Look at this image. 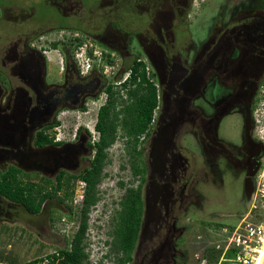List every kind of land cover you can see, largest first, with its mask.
I'll return each instance as SVG.
<instances>
[{"label":"flooded vegetation","instance_id":"obj_1","mask_svg":"<svg viewBox=\"0 0 264 264\" xmlns=\"http://www.w3.org/2000/svg\"><path fill=\"white\" fill-rule=\"evenodd\" d=\"M177 4L175 11L152 12L146 32L115 30L116 49L110 48L121 58L138 56L136 62L144 66L148 85L156 94L151 121L137 139V184L125 188L115 202L107 232L111 242L132 189L136 239L128 264L197 263L204 226V186H223L225 176L230 175L241 178L244 211H251L256 200L255 177L264 149L253 135L252 122L256 95H251L252 71L259 60L249 54L248 46L255 40L252 24L256 16L264 17V0H245L233 6L226 22L225 13L218 12L201 39L190 30L192 1L187 11V2ZM249 10L255 11L247 14ZM133 43L139 54L132 51ZM68 51L61 50L65 66ZM14 52L9 57L20 62L12 71L18 67L22 85L10 86L8 103H0V161L12 160L22 172L21 165L28 164L41 174H49L41 178L51 182V200L58 207L65 206L73 219L74 209L65 202L80 192L78 201L82 204L86 184L74 177L91 166L94 144L90 135L78 128L69 141L36 147L44 151L46 159L42 161L32 159L37 151L22 153L18 146L30 131L37 133L52 124L55 128L63 110L80 109L98 82H91L92 75H78L76 80L82 85L74 86L65 69L64 86L60 92H51L45 81L44 59L33 55L39 53L38 48L26 44V58L24 53L18 58ZM4 93L0 88V98ZM233 116L242 124L238 144L228 134ZM116 140H122L126 147L135 141L122 131ZM66 193L69 200H63ZM99 196L101 199L100 189ZM238 216L245 217L244 213Z\"/></svg>","mask_w":264,"mask_h":264},{"label":"rangeland","instance_id":"obj_2","mask_svg":"<svg viewBox=\"0 0 264 264\" xmlns=\"http://www.w3.org/2000/svg\"><path fill=\"white\" fill-rule=\"evenodd\" d=\"M114 1L116 0H0V88L5 91L0 98V103L5 105L8 103L7 92L10 86L22 85V80L17 73L18 67L14 70L16 72L12 71L14 66L19 65L20 60L14 61V58H10L9 55L12 57L15 50L18 58L21 57L25 45L28 43L38 48L40 37L45 36L55 41L68 40L72 35L69 32L73 31L85 38H95L98 41L97 45L102 49L109 50L110 48L116 49L115 39L118 34L111 27V24L117 22L118 19L122 20V30L128 33L146 32L145 29L148 24L144 26V23L150 20L149 15L146 14L150 7L148 1L142 0L138 3L136 14L139 17L133 19H131L132 16L130 18L123 16V12L116 8ZM191 1L192 6L188 18L190 30L193 36L197 32V36L194 37L201 39L205 36L211 26L212 19L218 12L220 14L221 12L225 13L224 21L226 22L227 15L233 6L245 0ZM139 12L145 13L141 15ZM119 13H121V18ZM195 28L196 30L200 28V31H196ZM46 42L44 48L50 50L45 55L46 57L41 53H34L33 55L36 58L38 55L40 61L44 59L45 81L49 90L60 92L65 80L59 62L63 61L64 72L66 69L61 50H70L68 53L71 55V48L67 43L60 42L62 44L59 45L58 43L57 48L54 49L52 43ZM132 51L134 54H139L136 43H133ZM26 55V53L23 54L25 58ZM122 59L125 64L131 62L130 57L126 55ZM68 63L70 65L73 63L72 58L68 60ZM40 69L43 71L42 66ZM43 73L42 75H44ZM71 80L74 86L81 84L76 79ZM108 80L111 79L108 78ZM99 95L101 96V93ZM102 101L101 99L98 102ZM89 106L90 110L87 114H82L80 109H73L74 111L69 110L60 116L64 125L70 130L68 134H65L66 138H72L79 125L92 127L96 118V111L93 106ZM241 129V119L238 116L230 118L228 134L236 144L240 142ZM48 133H51V130ZM35 135V131L28 132L25 141L18 147L22 153L23 151L28 152V149L37 151V155L33 156L32 159L35 157L42 161L46 159V156L44 151L35 147ZM107 153L110 162L104 169V173L107 175L99 185L101 199L89 215L85 240L88 264H114L112 259L114 256L111 259L106 257L109 252V246L105 242L109 241L107 232L110 217L113 210L116 209L115 202L124 193L125 188L135 186L138 181V178H135L131 173L130 156L122 140H116ZM11 164L18 166L12 160L0 161V171L7 169ZM21 168L23 169V177L21 176V178L25 184L44 185L41 177L42 175L44 177L49 175L41 174L28 164L26 166L21 165ZM119 182H122L125 187H120ZM46 190L52 191V187L46 186ZM79 190L81 188H78ZM203 194L204 226L201 250L198 254L197 263L193 261L191 264H201L202 262L205 264H227L220 262L222 254L217 263L207 261L206 256L210 253L209 250L222 249L223 252L229 228L237 225L243 219L242 217L239 218L238 215L244 213V216L255 223L263 222L264 208L261 207V202L256 199L254 203L256 208H252L251 211H244L241 202V178H234L230 175L225 176L223 186H204ZM75 196L74 200L65 202V204L68 203L76 212L80 207L78 201L80 200V192H77ZM212 212L218 215L211 216L210 213L212 214ZM69 218L67 208L65 206L58 207L54 200L46 201L38 215H30L20 205L12 204L0 198V253L9 255L14 259L18 258L20 262H25V258L28 256L39 255L50 248H54L52 251H56L66 247L77 229L75 217ZM7 245H10L9 248Z\"/></svg>","mask_w":264,"mask_h":264},{"label":"trees","instance_id":"obj_3","mask_svg":"<svg viewBox=\"0 0 264 264\" xmlns=\"http://www.w3.org/2000/svg\"><path fill=\"white\" fill-rule=\"evenodd\" d=\"M142 0H116V8L123 12V16L139 17L136 13L137 5ZM150 4L147 13L149 19L150 14L155 11H175L177 3L187 2L189 8L191 0H146ZM120 6V7H119ZM129 11V12H128ZM255 10H249L247 14L254 13ZM264 11V9H263ZM145 13V12H144ZM139 12V14H144ZM121 13L119 17L121 18ZM246 14V13H245ZM242 14L241 16H243ZM256 23L252 24L256 27L255 40L248 46L249 54L258 59L253 68L254 77L252 80V97L255 95L259 85L264 78V17L256 16ZM150 21V20H149ZM148 22L144 23L146 26ZM122 20L112 23L111 27L122 32ZM147 28V26H146ZM71 31V30H69ZM73 32V31H71ZM62 43H59V45ZM64 45V44H63ZM56 49L58 43L52 44ZM72 55L68 53L66 59V76L67 79H77V72L75 65L68 63ZM135 56L130 63L125 64V69H131V84L135 87L127 92V100L119 98L116 92L113 91L111 85L105 86V80H102L97 74H92L91 81L97 83V88L94 93L86 98L97 96L100 91H105L108 95L106 103L99 109L97 116V123L95 130L99 134L98 141L91 146L94 154L91 166L89 169L80 172L74 177L75 180L85 182L84 198L78 211L73 212V216L77 222V229L74 232L69 244L66 247L57 249V254L48 256L50 263L48 264H88V253L86 252V232L88 228V215L91 209L97 204L100 199L99 185L107 174L104 173L106 165L110 162L108 159V149L116 141L118 131H122L128 137L133 136L134 142L127 145L128 154L130 156L131 173L133 176L139 174V163L137 155V139L147 129L151 121L152 112L156 106L155 90L148 85L146 74L142 63H137ZM249 67V66H248ZM73 70V71H72ZM70 82V81H69ZM72 82V80H71ZM84 105L80 109H83ZM52 125L45 126L39 130L35 135V147L42 148L52 145L53 139L49 137L48 131L51 130ZM22 171L17 166H8L7 169L0 171V198L16 205H20L28 214L38 215L44 207L46 201L54 197L53 191L46 190V186H51V182L42 178L44 185L25 184L21 178ZM121 187L124 186L122 182L119 183ZM70 195L64 194L63 200H69ZM135 204V193L132 189L129 190V197L127 203L123 205L124 211L121 216V223L116 230L113 240L105 242L109 246L107 258L111 259L114 256V264H128L131 262V252L136 239V222L133 219V212L131 211ZM206 259L209 262L217 263L222 249L209 250ZM226 259H232L233 253L227 252ZM43 258L32 260L26 263L17 264H41ZM12 264V263H9Z\"/></svg>","mask_w":264,"mask_h":264},{"label":"built area","instance_id":"obj_4","mask_svg":"<svg viewBox=\"0 0 264 264\" xmlns=\"http://www.w3.org/2000/svg\"><path fill=\"white\" fill-rule=\"evenodd\" d=\"M72 35L68 40H50L49 38L44 39L40 37L38 39V52L41 53L44 57L47 54L48 49H45L44 44L46 43H67L71 48L72 61L75 65V70L77 74L81 77L89 76L92 74H97L100 78L105 80V86L111 85L114 92L117 93L121 100L126 101L127 92L135 87L134 84H131V69H125L124 60L114 51V50H105L102 49L98 43L91 39L85 38L77 33L69 32ZM48 60V58H47ZM60 63L61 72H63V61ZM111 79V80H108ZM101 93V96L99 95ZM100 93L91 97L84 102V108L80 109L82 114L89 113V105L93 106L95 109V119L92 127L88 125L78 126V128L83 129L90 135L91 144H95L99 139V134L95 130V125L97 123V116L99 109L106 103L108 95L105 91H100ZM102 102H98L99 100ZM99 103V104H98ZM97 105V106H95ZM69 110L62 111L58 116V124L55 128L51 130L49 137L53 139V142L69 141L73 138H66L65 132L67 126L64 125L63 120L60 118L64 112ZM74 111V110H71ZM252 122H253V135L260 142L264 149V78L259 85L256 95L255 102L252 109ZM84 127V128H83ZM256 183V199L261 202V207L264 208V152L261 159L259 171L255 177ZM256 201V200H255ZM254 208L256 206L254 205ZM264 242V221L260 223H255L248 219L246 216L240 220V222L229 228L228 236L225 241V247L222 252V257L220 262L227 264H255L258 257L259 251L263 247ZM232 252V259L224 258L227 252ZM57 254V251H52L49 255L43 257L41 264L50 263L48 256ZM219 262V263H220ZM203 263V262H202ZM201 263V264H202ZM205 264V263H203Z\"/></svg>","mask_w":264,"mask_h":264},{"label":"crops","instance_id":"obj_5","mask_svg":"<svg viewBox=\"0 0 264 264\" xmlns=\"http://www.w3.org/2000/svg\"><path fill=\"white\" fill-rule=\"evenodd\" d=\"M8 248L10 245H7ZM52 250H54V248H50L48 251L46 252H43V253H40L39 255H35V256H28L27 258H25V262H20L19 260L20 259H14L12 257H10L9 255H6V254H1L0 253V264H9V263H12V264H17V263H26V262H29V261H32V260H37L43 256H45V254L51 252ZM13 259V260H12Z\"/></svg>","mask_w":264,"mask_h":264},{"label":"bare ground","instance_id":"obj_6","mask_svg":"<svg viewBox=\"0 0 264 264\" xmlns=\"http://www.w3.org/2000/svg\"><path fill=\"white\" fill-rule=\"evenodd\" d=\"M263 262H264V242H263V247L259 251V257L255 264H263Z\"/></svg>","mask_w":264,"mask_h":264},{"label":"water","instance_id":"obj_7","mask_svg":"<svg viewBox=\"0 0 264 264\" xmlns=\"http://www.w3.org/2000/svg\"><path fill=\"white\" fill-rule=\"evenodd\" d=\"M263 264H264V262H263Z\"/></svg>","mask_w":264,"mask_h":264}]
</instances>
